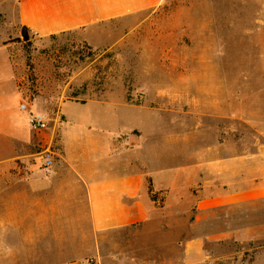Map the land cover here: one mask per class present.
<instances>
[{
	"label": "rangeland",
	"instance_id": "rangeland-1",
	"mask_svg": "<svg viewBox=\"0 0 264 264\" xmlns=\"http://www.w3.org/2000/svg\"><path fill=\"white\" fill-rule=\"evenodd\" d=\"M15 4L0 0V128L15 133V152L28 147L21 103L48 118L47 130L33 131L46 143L66 100L124 98L120 125L156 122L169 131L170 167L196 163L204 149L207 161L232 154L239 169L264 172V0H164L104 24L99 47L79 30L23 41ZM196 191L170 201L169 264L183 263L184 242L175 238L229 231L230 239L206 243L213 256L205 264H264V198L210 210L194 223Z\"/></svg>",
	"mask_w": 264,
	"mask_h": 264
},
{
	"label": "crops",
	"instance_id": "crops-1",
	"mask_svg": "<svg viewBox=\"0 0 264 264\" xmlns=\"http://www.w3.org/2000/svg\"><path fill=\"white\" fill-rule=\"evenodd\" d=\"M15 1L19 32L25 26L47 37L79 30L84 41L99 47L106 45L104 24L164 0ZM70 107L87 114L73 116ZM120 108H126L124 98L68 99L46 143L25 126L23 152L9 143L13 130L9 135L0 128V144L7 143L5 150L0 145V264H83L89 258L98 264H169V205L175 195L182 199L197 188L194 223L210 210L264 198V172L239 169L232 154L207 161L203 149L196 163L181 159L170 167L169 131L156 122L120 125ZM47 143L55 153L45 169ZM231 237L229 231L175 240L184 242L182 264H205L213 256L206 243Z\"/></svg>",
	"mask_w": 264,
	"mask_h": 264
},
{
	"label": "built area",
	"instance_id": "built-area-1",
	"mask_svg": "<svg viewBox=\"0 0 264 264\" xmlns=\"http://www.w3.org/2000/svg\"><path fill=\"white\" fill-rule=\"evenodd\" d=\"M19 108L21 111L26 113V119L30 130L35 132H43L49 128L48 118L44 114L34 111L27 103H21ZM54 153L55 151L53 145L47 143V145L43 147V154L45 157L43 167L45 169L53 165ZM83 264H98V262L94 258H89L85 260Z\"/></svg>",
	"mask_w": 264,
	"mask_h": 264
},
{
	"label": "trees",
	"instance_id": "trees-1",
	"mask_svg": "<svg viewBox=\"0 0 264 264\" xmlns=\"http://www.w3.org/2000/svg\"><path fill=\"white\" fill-rule=\"evenodd\" d=\"M20 34H21V39L25 42H29L33 38V35L30 32V29L25 26L21 27Z\"/></svg>",
	"mask_w": 264,
	"mask_h": 264
}]
</instances>
